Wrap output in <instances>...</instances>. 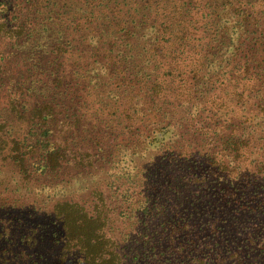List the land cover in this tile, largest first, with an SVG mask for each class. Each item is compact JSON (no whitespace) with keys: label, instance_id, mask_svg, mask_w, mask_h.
<instances>
[{"label":"trees","instance_id":"1","mask_svg":"<svg viewBox=\"0 0 264 264\" xmlns=\"http://www.w3.org/2000/svg\"><path fill=\"white\" fill-rule=\"evenodd\" d=\"M18 59L0 161L27 179L108 172L88 202H53L61 262L264 264V0H0V89ZM83 92L115 136L69 156L52 132ZM120 224L139 245L127 263Z\"/></svg>","mask_w":264,"mask_h":264},{"label":"rangeland","instance_id":"2","mask_svg":"<svg viewBox=\"0 0 264 264\" xmlns=\"http://www.w3.org/2000/svg\"><path fill=\"white\" fill-rule=\"evenodd\" d=\"M13 63L21 64L18 66V72L9 71L6 84L0 89V113L6 116L7 113L3 106L7 102L8 97L6 95L13 94L14 87L19 85L23 79L19 78V82L17 81L19 72L22 74L25 72L22 67L24 61L18 59L17 61L13 60ZM71 69L72 62L65 60L58 68V73L61 71L68 72L73 80L75 76H72ZM82 85H86V80L85 84ZM38 96L39 92L33 91V93L26 94L22 100L26 103H33L34 97ZM85 96L83 92L85 101L80 103L82 106H77L82 107L80 111L77 110V107L76 109L72 108L74 115L78 113L77 116L74 118L73 115L71 118L63 119L52 132L59 141L62 139V144L68 147L70 151L68 150L67 154L69 156L83 152L85 149L93 153L99 152L98 148H104L105 144L112 141L115 136L111 130H106L105 120L101 119L102 121H99L94 117L96 104L90 96L86 99ZM78 117H80V121H84V124L81 121L76 127L70 126V123L75 125L77 119H79ZM13 125L15 130H12V133L15 131L17 136L22 135L20 129L21 127L26 128L25 124L15 123ZM96 133H99L100 138H97ZM109 152L110 149L100 152V154L106 155ZM134 160L130 161L129 164L138 165L143 161V158L137 160V156H134ZM104 161L97 162L95 169L81 170L72 168L70 164H65L60 170L43 173L28 179L10 163L0 161V232H2L0 248L2 244L10 240L13 245L12 251L14 249L16 254L14 264H23L26 260L34 261L35 264L80 263L76 258L69 260L67 263L59 260V225L52 217L51 207L56 200L74 199L80 202H88L90 198H93L92 191L105 187L104 184L108 177L107 169L102 165ZM124 163L125 161H122L120 165L122 166ZM99 165H102L103 168H100ZM112 172L110 171V173ZM114 231L117 237L123 240L121 246L124 249L126 263L131 261L132 251L139 255V245L133 240L134 233L132 229H129V227L124 228L120 224L115 227ZM36 237H39L38 243H34ZM7 247L5 246L3 250H0V264H2L1 257L3 253L10 251ZM139 257L140 255L137 258L138 260ZM6 259L8 261V254H6ZM138 260L133 261V264H140V262H137ZM172 260L174 259L172 258Z\"/></svg>","mask_w":264,"mask_h":264}]
</instances>
